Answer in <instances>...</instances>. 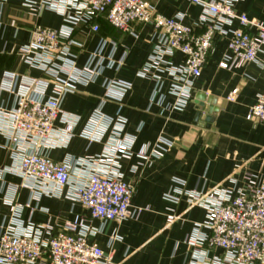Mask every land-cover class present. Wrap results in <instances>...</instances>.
<instances>
[{
  "label": "built area",
  "instance_id": "1",
  "mask_svg": "<svg viewBox=\"0 0 264 264\" xmlns=\"http://www.w3.org/2000/svg\"><path fill=\"white\" fill-rule=\"evenodd\" d=\"M19 1L35 15L42 10L56 13L62 26L58 30L37 26L30 44L20 50L22 62L39 72L40 77L7 74L0 86V95L6 92L15 97L11 109L0 104V137L6 138L13 163L11 168L0 170V177L6 172L20 176L25 181L21 187L31 191V201L37 203L44 195L61 196L68 189V198L87 210L92 220L101 222V227L92 229L77 217L64 222L60 230L32 224L23 229L22 211L30 208L32 202L20 204L15 194L21 187L17 188L5 199L9 217L0 230V264H114L98 244L89 241V236L101 234L107 222L123 223L142 213L132 207L134 187L125 183L119 173V161L134 156L136 138L124 135L126 120L109 118L103 112L107 103H121L132 86L106 79L104 98L83 134L89 143L110 137L107 154L80 166L104 164L105 170L79 176L74 181L73 161L53 162L49 151L56 139L55 124L62 117L64 130L58 139L68 144L74 137L78 118L63 113L66 96L96 84L107 72L122 69L127 55L116 59V43L103 41L79 67L74 49L84 46L74 40L75 31L86 26L96 34L100 19L132 36L137 35L136 25L151 26L154 50L147 64L137 71V77L154 83L149 109L162 104L164 79L169 77L170 94L174 97L170 109L182 112L194 100V83L202 75L216 37L227 41L221 69L232 72L255 64L264 73V23L235 12V4L243 0H185L203 9L195 26L186 24V14L174 18L160 15L147 0ZM106 45L111 47L107 57L103 56ZM178 54L184 58L181 66L172 62ZM246 118L264 124V96L257 99ZM173 146V142L159 138L154 144L142 146L137 156L149 164L164 158ZM244 180L246 189L237 193L223 186L186 193L191 205L205 210L204 228L209 232L193 240L198 254L192 264H264V183L252 174H245ZM228 183L237 186L234 178ZM169 197L175 204L180 200ZM174 221V215L167 217L168 224ZM213 250L222 251L223 256L210 257Z\"/></svg>",
  "mask_w": 264,
  "mask_h": 264
},
{
  "label": "crops",
  "instance_id": "2",
  "mask_svg": "<svg viewBox=\"0 0 264 264\" xmlns=\"http://www.w3.org/2000/svg\"><path fill=\"white\" fill-rule=\"evenodd\" d=\"M147 1L166 18L186 14L188 26H195L203 14L202 8L185 0ZM234 9L239 15L264 23V0H243L235 4ZM97 24L99 32L96 34L82 26L73 35L74 40L84 46L74 49L78 66H84L88 56L103 41L116 43V59L127 55L125 66L119 71L107 72L96 84L66 96L63 113L77 117L78 124L74 137L67 144L58 139L64 130L63 117L56 122V139L49 157L56 163L73 161L74 181L79 176L87 177L88 173L105 170L104 164L80 166L107 154L110 137L89 143L83 134L104 98V81L119 80L130 84L132 88L124 100L107 103L103 112L109 118L126 120L124 135L136 138L134 156L119 161V173L125 183L134 187L132 207L142 213L123 223L107 222L103 232L90 235L89 241L98 244L114 264H192L198 254L193 240L209 232L204 228L205 210L191 205L186 193L216 186L237 193L246 189L245 174H252L264 183V124L246 118L257 99L264 96V73L255 64H246L232 72L221 69L220 64L227 54V41L216 37L202 75L194 83L193 102L182 112L170 109L174 97L170 94V78L165 77L162 104L149 109L154 83L138 78L137 71L147 64L153 53V28L136 25L137 35L132 36L112 28L104 19L98 20ZM37 26L58 30L62 19L48 10L32 14L19 0H0V86L7 74L40 77V73L25 65L20 56V50L30 44L32 31ZM110 52L111 47L106 45L103 56L107 57ZM183 59L178 54L172 62L181 66ZM198 96L220 102L219 107H215L218 111L211 115V123L200 125L204 119L196 122ZM14 102L13 95L1 93L0 104L4 108L11 109ZM202 116L206 118L207 115L203 113ZM159 138L173 142V148L164 158L145 164L137 156L138 152L142 146L154 144ZM12 165L7 140L0 137V170H7ZM230 178L237 181L236 187L228 183ZM24 182L20 176L8 172L0 177V230L9 217L5 199ZM15 196L20 204L32 202V192L28 189L21 187ZM169 196L180 200L175 204ZM169 215L175 217L171 224L167 222ZM77 217L85 220L92 229L101 227V222L92 220L87 210L68 198V189H65L61 196L44 195L39 203L32 202L30 208L22 211L21 223L23 229L32 224L50 225L60 230L64 222H72ZM209 256H223V252L213 250Z\"/></svg>",
  "mask_w": 264,
  "mask_h": 264
},
{
  "label": "water",
  "instance_id": "3",
  "mask_svg": "<svg viewBox=\"0 0 264 264\" xmlns=\"http://www.w3.org/2000/svg\"><path fill=\"white\" fill-rule=\"evenodd\" d=\"M220 102H217L216 100H212L211 98H206L205 96H198L197 97V101H196V105H197V111L198 114L196 116V122L199 123L200 120H202V124H206V123H211L212 118L211 115L213 112H217L218 111V107H219ZM217 106V108L215 109V107ZM205 113L207 116L206 118H202V114Z\"/></svg>",
  "mask_w": 264,
  "mask_h": 264
}]
</instances>
